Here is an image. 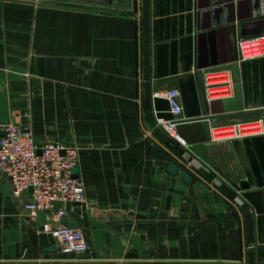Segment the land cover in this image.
<instances>
[{
	"label": "crops",
	"instance_id": "1",
	"mask_svg": "<svg viewBox=\"0 0 264 264\" xmlns=\"http://www.w3.org/2000/svg\"><path fill=\"white\" fill-rule=\"evenodd\" d=\"M255 36L264 0H0V136L15 121L77 148L85 217L60 223L89 247L62 253L0 174V264H264V134L211 138L264 117V55L237 47ZM208 72L230 96L207 101ZM170 88L184 143L157 124Z\"/></svg>",
	"mask_w": 264,
	"mask_h": 264
},
{
	"label": "built area",
	"instance_id": "2",
	"mask_svg": "<svg viewBox=\"0 0 264 264\" xmlns=\"http://www.w3.org/2000/svg\"><path fill=\"white\" fill-rule=\"evenodd\" d=\"M261 40H264V36L239 37L237 47L241 59L264 55ZM232 88V80L226 72H208L202 77V90L207 101L230 96ZM153 96L165 98L171 114L169 119L158 118L157 124L170 138L184 143L176 130L181 122L179 115L182 110L178 89L154 92ZM216 129L219 132L215 133ZM1 132L0 174L8 179L11 194L18 197L28 193L29 199L24 203V209L29 215L37 216L41 212H48L51 223H59L55 226L44 223L42 231L54 239L62 253L88 252L89 247L81 230L61 224L66 211L63 207L55 208L56 201H84V188L79 179L73 176L78 162L77 148L59 141L38 144L32 131L15 121L3 124ZM259 134H264L262 118L239 120L211 128L213 140Z\"/></svg>",
	"mask_w": 264,
	"mask_h": 264
},
{
	"label": "water",
	"instance_id": "3",
	"mask_svg": "<svg viewBox=\"0 0 264 264\" xmlns=\"http://www.w3.org/2000/svg\"><path fill=\"white\" fill-rule=\"evenodd\" d=\"M182 122H180V124L177 125V129H178V133H180V134L183 135V133H185L189 129V126L186 125V124H182ZM38 153H40V152L38 151ZM73 176L76 177L75 174H73ZM71 206H79V207L82 208V210L85 209L84 205L81 202H77V201H74V202H65V203H62L60 201H56L55 202V208L63 207L65 209V211H68L69 212V215L71 217H73L74 219H76L78 221H83L85 215L79 216L78 214H75L74 212H71L70 211ZM84 254H85V252H84Z\"/></svg>",
	"mask_w": 264,
	"mask_h": 264
},
{
	"label": "bare ground",
	"instance_id": "4",
	"mask_svg": "<svg viewBox=\"0 0 264 264\" xmlns=\"http://www.w3.org/2000/svg\"><path fill=\"white\" fill-rule=\"evenodd\" d=\"M260 42H261V43H262V45H263V50H262V53H264V40H261ZM214 132H215V133H217V132H219V130H218V129H216V130H214ZM216 137H218V135H216Z\"/></svg>",
	"mask_w": 264,
	"mask_h": 264
},
{
	"label": "rangeland",
	"instance_id": "5",
	"mask_svg": "<svg viewBox=\"0 0 264 264\" xmlns=\"http://www.w3.org/2000/svg\"><path fill=\"white\" fill-rule=\"evenodd\" d=\"M262 119L264 120V117H262Z\"/></svg>",
	"mask_w": 264,
	"mask_h": 264
}]
</instances>
